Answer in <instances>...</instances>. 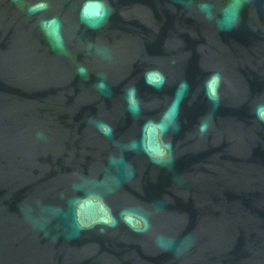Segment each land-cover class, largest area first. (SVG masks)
<instances>
[{
	"label": "water",
	"instance_id": "1",
	"mask_svg": "<svg viewBox=\"0 0 264 264\" xmlns=\"http://www.w3.org/2000/svg\"><path fill=\"white\" fill-rule=\"evenodd\" d=\"M0 264H264V0H0Z\"/></svg>",
	"mask_w": 264,
	"mask_h": 264
}]
</instances>
